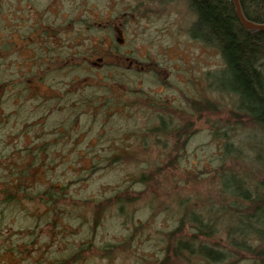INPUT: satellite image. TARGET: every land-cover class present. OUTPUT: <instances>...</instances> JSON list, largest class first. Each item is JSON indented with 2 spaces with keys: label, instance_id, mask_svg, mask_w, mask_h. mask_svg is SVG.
Returning <instances> with one entry per match:
<instances>
[{
  "label": "trees",
  "instance_id": "obj_1",
  "mask_svg": "<svg viewBox=\"0 0 264 264\" xmlns=\"http://www.w3.org/2000/svg\"><path fill=\"white\" fill-rule=\"evenodd\" d=\"M129 1L110 19L76 16L72 7L60 22V11L47 10L46 5L18 0L12 8L10 0H0V127L7 131L0 139L4 142L0 148L1 263L27 264L29 259L33 264L87 263L93 247L91 238L55 256L46 255L50 247L41 245L43 254L32 257L28 248L30 243H40L33 231L36 222L38 226L51 223L55 229L57 217L68 215L67 208L76 203L64 192V186L57 188L53 181L46 186L40 175L43 170H51L57 153L64 157V148H77L79 134L87 126L84 116L92 125V134H96L94 141L106 143L100 145L103 153L97 151L92 156L113 165L124 159L138 161L136 156L149 157L152 148L153 157L141 161L149 170L147 159L160 157L164 168H174L176 153L196 132L195 123L204 115L207 123V116L221 115V105L203 93L202 97L185 95L184 104L177 106L160 92L137 85L140 80L152 86H173L161 61L151 58L149 52L139 58L134 51L124 50L114 35L130 19L147 17L152 7H166L175 0ZM184 1L193 16L188 36L216 49L222 61L220 66L203 71L206 87L232 97L234 102V109L225 116L214 117L210 135L225 140L230 137L228 128L244 129L248 137L250 133L253 144H248L253 153L245 154L229 141L223 143L222 158L229 163L222 161L208 179L216 194L194 202L193 207L184 204L179 223L164 234L161 258L153 262L191 264L195 259L223 263L245 250L256 259L264 256V29L246 27L233 0ZM238 2L245 20L264 25V0ZM33 8L38 17L32 16ZM139 115L145 120L143 124L135 122ZM122 118L131 119L132 125H121ZM97 163H92V170ZM162 166L156 164L153 172L141 173L134 182L144 188L156 182L163 173ZM202 177L199 174L191 179L196 183ZM143 191L129 195L127 189L117 190L114 198L97 203L95 224L107 204L122 206L142 198ZM208 202L228 212L224 214L231 220L225 231L226 244L215 237L219 232L205 211ZM38 204L41 210L28 211L29 206ZM15 208L35 221L27 234L16 238L20 241L1 234L7 228L5 215ZM24 228L19 226L18 233H25ZM136 230L118 243L96 246L100 259L112 262L114 257L133 251L135 237L141 234ZM247 230L253 234H247ZM54 234L57 241L58 234Z\"/></svg>",
  "mask_w": 264,
  "mask_h": 264
},
{
  "label": "rangeland",
  "instance_id": "obj_2",
  "mask_svg": "<svg viewBox=\"0 0 264 264\" xmlns=\"http://www.w3.org/2000/svg\"><path fill=\"white\" fill-rule=\"evenodd\" d=\"M18 0H10L13 4ZM40 6L46 5L47 10L60 11L58 21L63 22L70 8L75 7L76 16L88 15L89 18L101 16L103 19H110L115 16L117 10H124L129 0H31ZM155 5V4H153ZM15 7V5H14ZM39 7V6H38ZM153 10L147 11V17L142 16L139 19H130L121 32L114 35L119 44H123L126 51H134L135 55L151 54V58L161 61L165 65L169 76L172 79L173 86H163L145 84L138 80V86H145L151 91L160 92L164 99L174 103L177 106L184 104L185 95L202 97V93L208 99L213 98L221 105V115L215 114L207 116L209 122L204 118L197 121L196 132L185 144L180 152L176 153L175 159L177 165L174 168H164L161 157L159 159H147L145 169L142 159L153 157L155 152L149 153L151 156L135 157L133 159L121 160L113 165H106L105 161L96 155L106 143H96L94 137L96 134L92 131L91 124H87L88 119L84 116V127L78 137L76 149L70 151L64 148L61 157L57 153L54 165L51 170H43L40 175V181L44 185L54 182L55 187H65V193L76 203L67 209L69 214L58 216L57 222L52 227L51 223L38 226L39 222L33 229L38 234L40 243L31 244L28 247L32 257H40L44 249L46 255L55 256L62 253L66 248H76L86 239L93 240V247L88 252L86 264H155L153 261L161 258V245H163L164 234L171 231L178 223L186 207H193V203L206 201L209 194H216L214 188L209 185L208 179L215 174V169L222 161L229 163L228 159L222 158L223 143L229 141L232 146L240 147V151L251 154L252 140L247 136V132L239 129L234 131L228 128L229 138L214 139L210 135V123L214 117L225 116L227 111L234 109L233 98L213 92L212 88L206 87L203 80V71L218 67L222 64L219 53L216 49L204 47L192 40L187 33V28L192 14L188 11L184 0H175L166 5V7H152ZM33 17H38L36 9L31 10ZM112 74V73H110ZM135 122L143 124L142 116L134 118ZM128 120V121H127ZM122 118L126 122V128L132 125L130 120ZM222 123V119H221ZM12 129V127H11ZM13 130V129H12ZM11 130V131H12ZM110 130V129H108ZM7 131L0 127V139ZM248 137V139H247ZM251 144L249 145L248 144ZM120 144V143H118ZM4 142L0 141V148ZM121 145V144H120ZM89 146H94L88 149ZM100 147V149H95ZM95 150V151H92ZM137 153V152H133ZM142 153V152H141ZM253 153V152H252ZM145 155V154H144ZM157 156H155L156 158ZM102 160V161H101ZM98 162L92 170V163ZM162 166L163 173L158 176L156 182H152L144 188V185L134 182L141 173H150L154 168ZM264 165V164H263ZM98 167V168H97ZM202 174L204 177L198 180H192ZM127 189L129 195H134L142 191V198L130 203L115 204L108 206L95 224V209L97 203L110 197H115L117 190ZM214 197V196H213ZM216 197V196H215ZM121 206V210L119 208ZM42 209L40 205L29 206L28 211ZM200 210V208H195ZM65 213V210H63ZM211 216L212 222L219 233L215 237H220V243L225 241L226 244V227L231 221L228 214L218 206H210L205 210ZM223 211V212H222ZM62 213V214H63ZM229 213H231L229 211ZM7 228L2 235L11 236V239L20 237L21 234H27L28 229L33 228L34 220L30 215H26L24 210L13 209L7 213L5 218ZM11 218L12 221H9ZM233 219L236 220L235 216ZM31 221L30 224H28ZM47 221V220H46ZM19 226H24L25 233H18ZM38 226V227H37ZM135 227L141 234L135 237L133 251L128 252L126 256H119L111 261L100 259L99 250L96 246L105 243H118L124 239L127 233H133ZM52 229L55 231L52 232ZM136 230L135 233L138 231ZM54 232H57V241ZM188 233V232H187ZM247 234L252 235L251 230ZM20 241L19 239H16ZM32 240V238H31ZM37 241V240H36ZM257 244L254 243V245ZM44 246L42 250L40 247ZM67 250V249H66ZM244 253L246 257L242 254ZM237 256L228 257L225 261L208 263L205 260H192L191 264H264V256H258L254 259L250 257L247 250ZM31 259L25 261L27 264H33ZM146 261V262H144ZM144 262V263H143ZM0 264H8L1 263Z\"/></svg>",
  "mask_w": 264,
  "mask_h": 264
},
{
  "label": "water",
  "instance_id": "obj_3",
  "mask_svg": "<svg viewBox=\"0 0 264 264\" xmlns=\"http://www.w3.org/2000/svg\"><path fill=\"white\" fill-rule=\"evenodd\" d=\"M235 8H236V12L238 14V16L240 17L242 23L246 26V27H251V28H256V29H264V25L263 24H253V23H249L247 20H245V18L242 16L241 11H240V5L238 0H233Z\"/></svg>",
  "mask_w": 264,
  "mask_h": 264
}]
</instances>
